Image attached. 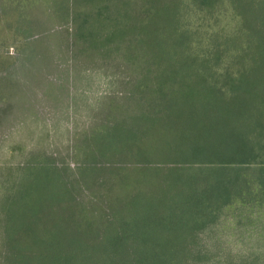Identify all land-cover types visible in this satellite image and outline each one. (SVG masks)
I'll return each instance as SVG.
<instances>
[{"label": "trees", "instance_id": "trees-1", "mask_svg": "<svg viewBox=\"0 0 264 264\" xmlns=\"http://www.w3.org/2000/svg\"><path fill=\"white\" fill-rule=\"evenodd\" d=\"M5 1L72 15L81 49L117 73L131 120L109 127L104 153L143 164L99 218L64 206L76 193L57 170L30 167L9 208L22 250L9 263L264 264L218 253L264 225V0Z\"/></svg>", "mask_w": 264, "mask_h": 264}, {"label": "rangeland", "instance_id": "rangeland-1", "mask_svg": "<svg viewBox=\"0 0 264 264\" xmlns=\"http://www.w3.org/2000/svg\"><path fill=\"white\" fill-rule=\"evenodd\" d=\"M73 28L72 15L60 4L52 10L46 1L0 0V264L22 253L7 223L30 167L57 170L76 193V202L64 206L73 212L86 205L98 217L112 214L109 202L123 194L121 177L133 187L135 168L143 165L104 153L109 127L131 120L116 107L122 103L117 73L81 49ZM242 232L219 243L218 253L264 255V225ZM212 242L202 239L203 246Z\"/></svg>", "mask_w": 264, "mask_h": 264}]
</instances>
